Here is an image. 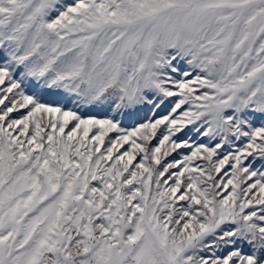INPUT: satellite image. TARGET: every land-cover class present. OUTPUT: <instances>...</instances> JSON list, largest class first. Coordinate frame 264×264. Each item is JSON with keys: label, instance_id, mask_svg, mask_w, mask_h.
Masks as SVG:
<instances>
[{"label": "snow or ice", "instance_id": "1", "mask_svg": "<svg viewBox=\"0 0 264 264\" xmlns=\"http://www.w3.org/2000/svg\"><path fill=\"white\" fill-rule=\"evenodd\" d=\"M0 264H264V0H0Z\"/></svg>", "mask_w": 264, "mask_h": 264}]
</instances>
